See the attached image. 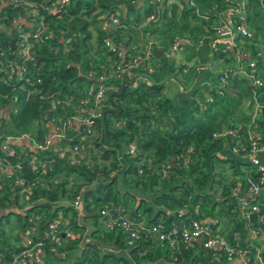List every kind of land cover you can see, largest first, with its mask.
Returning <instances> with one entry per match:
<instances>
[{"label":"trees","instance_id":"1","mask_svg":"<svg viewBox=\"0 0 264 264\" xmlns=\"http://www.w3.org/2000/svg\"><path fill=\"white\" fill-rule=\"evenodd\" d=\"M42 1L0 4V47L4 50L0 57V108H6L0 115V141L5 134L22 132L40 140L50 123L55 125L82 112L78 99L93 82L86 73L107 75L113 71V63L141 57L147 38L156 40L162 46L160 50L173 36L196 42L213 33L211 22L218 18V12L237 4L241 13L232 12L231 20L243 21L254 34L233 38L242 52L249 50L248 57L239 59L241 64L220 68L230 69L222 85L217 82L219 71H206L202 75L206 89L198 83L188 94L169 96L161 82L142 79L147 75L141 62L137 74L131 73L137 71L132 69L130 74L124 71L118 77L105 78V83L114 88L105 91L100 117L88 127L72 124L64 138L55 142L56 146L77 143L82 147L72 154L54 156L45 171L30 170L28 160L32 155L43 158L51 150H23L17 158L5 156L0 149L5 161H20L17 173L34 184L29 198L19 201L18 193L10 188L12 179L0 174V264L11 263L24 247L25 238H43L50 221L69 228L72 237L60 233L62 244L55 252L50 250L52 243L43 238L40 264H52L54 260L62 264L70 257L71 264H231L224 251L205 248L198 239H177L170 244L141 232L128 241L119 225H103L99 209L105 207L115 216L142 219L145 225L159 222L165 227L189 218L217 216L231 244L243 247L255 241L249 236L248 224L264 229V195L257 203L258 217L244 220L229 191L246 172H252V166L230 150V135L213 133L233 127L241 142L246 144L251 135L264 145V112L260 110L251 119L249 111L241 107L242 101H250L252 95L264 107V84L252 85L246 76L231 74L237 65L245 69L252 66L253 74L264 78V58L255 60L253 55L259 54V47L248 42L260 32L264 0H193V6L185 0H68L58 14L41 8L38 3ZM151 12L155 20L141 24ZM109 14L116 15L118 23L106 31L99 30L98 22ZM18 16L31 21L30 26L21 23L29 32L36 23L42 26L39 39L28 37L35 53V60L27 64L30 83L16 80L6 69V61L16 54L11 38L16 39L12 22ZM104 37L122 42L123 56L105 45ZM223 55L220 48L212 50L213 59ZM155 58H159L157 49L145 62ZM250 59L255 60L253 65H249ZM227 61L235 59L225 56ZM133 74V83H125ZM27 90L30 94L24 99ZM130 143L135 146L133 153L126 150ZM259 158L264 162V151ZM80 186L85 188L81 195L83 214L78 216L67 201ZM10 213L14 218L9 223ZM81 218L89 222L90 239L77 248L85 230ZM233 232L237 233L234 240ZM259 238L264 240V235ZM99 241H111L127 255L102 251ZM61 250L64 256L59 255ZM252 251L250 245L248 253Z\"/></svg>","mask_w":264,"mask_h":264},{"label":"built area","instance_id":"2","mask_svg":"<svg viewBox=\"0 0 264 264\" xmlns=\"http://www.w3.org/2000/svg\"><path fill=\"white\" fill-rule=\"evenodd\" d=\"M6 1H12L14 4H21L22 0H0V4ZM68 0H43L39 2L38 5L47 11L49 14H58L62 11L63 5ZM188 5L193 6V0H185ZM264 5V2H262ZM23 10L25 6L21 7ZM233 13H241L240 5H234L231 7ZM34 9V8H32ZM196 11V8H195ZM32 13V11H31ZM204 17H207L204 15ZM156 15L151 12L145 16L141 24L154 21ZM21 23L30 26L32 23L25 17H16L13 19L12 25L15 28L16 39H14V46H16L15 57L6 61V69L10 75H13L16 80L22 81V83H30L31 77L29 76V70L27 64L35 60V53L32 49V40L40 38V32L42 31V26L36 23V27L30 30H25ZM118 23V18L116 15L109 14L108 16L102 18L98 22V29L101 31H106L110 27H114ZM211 28L215 36L227 40H232L235 36L243 37L250 34L248 27L243 21H235L226 18L219 17L211 22ZM199 37L196 42L185 36H173L168 45L161 50L166 58L171 59L177 54L181 45H197L201 42ZM103 42L105 45L111 49H116V53L119 56H123L124 49L122 48V42L113 41L108 37H104ZM161 45L157 43L156 40L147 38L144 44L143 54L141 57H135L131 62L128 63H113L109 74L101 73L94 76V73L88 71L86 74L89 78H93V82L88 84L85 93L82 97L78 99V107L83 108L82 112H78L71 115L66 120L51 124L52 132L47 131L40 140H35L28 133H20L17 135L5 134L0 141V149L5 154V156H19L20 151L26 150L21 145H17L15 141L23 137L28 138V143L30 149L28 151H52L47 153L43 158H36L32 155L28 160V166L30 170H42L45 171L54 160V156L62 157L67 152L72 154L78 148H81V144L74 143L72 145L56 146V141L58 139L64 138V132L72 124L74 125H85L90 126L93 119L100 117L102 101L105 99L106 89H113L112 84H106L105 78L118 77L122 72L126 71L130 74L131 70L134 68L135 63L141 62L143 70H150L148 62H145L154 51V49H161ZM4 56V50L0 47V57ZM134 60V61H133ZM254 59L249 60V65H253ZM185 72L186 68H181ZM230 69L219 70L217 77V82L222 85L226 81V76L228 75ZM254 70L252 66L245 69L241 65H237L231 74H242L249 78L252 85L260 86L264 84V78L256 77L253 74ZM132 73V72H131ZM36 81L38 78L35 79ZM30 94L27 90L24 95L26 99ZM54 102H57L55 99ZM67 103V102H66ZM262 105L255 101L254 95L251 97L250 109L248 110L253 119L260 111ZM14 109V108H13ZM2 109L0 108V115L2 114ZM120 121L116 122L118 125ZM236 129L229 127L220 133H213L214 136L217 135H230L233 138V143L230 145V150L233 153H239L240 156L247 159L248 163L252 166V172H246L241 181L237 180L230 188V197L233 198L240 209V216L251 221L254 217H258V205L260 196L264 195V162L259 158V153L264 151V145L258 144L257 141L248 135L247 143L240 141L239 135L235 132ZM1 134V133H0ZM15 143H14V142ZM13 144H16L18 148H15ZM54 144V145H53ZM128 152L133 153L135 151V146L130 143L126 149ZM18 160V159H17ZM20 161H5L4 158L0 157V174L4 177L10 178L13 181L12 193L17 192L19 195V201L22 199H28L31 195L32 189L34 187L33 182H28L24 177L17 173ZM84 186H80L76 192L73 194L72 198L67 201V203L72 206L78 216L83 214L81 195L84 190ZM18 211H22V208L17 207ZM251 213H255L253 218L250 217ZM100 218L102 219L103 225L106 227H112L113 225H119L125 232L128 241L136 238L139 234L149 233L154 239L159 241H166L170 244L174 243L177 239L181 241H190L193 239H198L202 246L209 249H221L226 254L231 264H264V240H261V236L264 235V229L259 227L253 228L248 224L249 236L253 239L252 242H248L243 247L238 245H233L228 241V238L222 233V224L217 216H210L204 219L189 218L186 221H182L178 224L170 225L165 227L162 223L156 222L150 225H145L143 220H135L128 216L113 215L108 208L99 209ZM60 233L64 237H72V231L69 228H62L55 221H50L46 225V229L42 233L43 238L48 239L52 244L50 250L55 252L56 247L61 246L62 239L60 238ZM258 235V237H257ZM233 240L236 239L237 233L233 232ZM43 238L33 240L31 237H27L24 240V247L13 257L10 264H40L42 261V256L44 255L43 249ZM259 238V239H258ZM253 251L249 254L250 245ZM60 256H64V250L59 253Z\"/></svg>","mask_w":264,"mask_h":264},{"label":"crops","instance_id":"3","mask_svg":"<svg viewBox=\"0 0 264 264\" xmlns=\"http://www.w3.org/2000/svg\"><path fill=\"white\" fill-rule=\"evenodd\" d=\"M229 1L239 2V0ZM217 14L219 15V17L231 20L232 10L230 7H228L225 10L218 12ZM140 37L142 38L141 35ZM140 41L137 42L138 46H140L141 44ZM217 48H220L225 55H223L222 58L213 59L211 56L212 50ZM157 53L159 55V58H155L153 59V61L151 60V63L148 64L150 70H143L146 71V73H143L146 74L148 78L147 76L143 75L142 79H144L145 81H150L151 79L161 82L163 84L164 92L169 96H173L175 94L180 93L188 94L192 90V88L195 87V85H197L198 83L202 84L203 82H205L202 78L204 72L211 71L213 73H216L220 70V68L231 67L233 66V64L240 63L238 61L239 59L248 57V54L246 52H242V49H240L239 46H236V42L233 39L227 40L219 38L215 36L214 33H209L202 36L201 42L195 46L189 44L181 45L177 54L174 55V57H172L171 59L163 56V53L160 49H157ZM225 56H231L233 59H235V62H224ZM138 65L139 62L135 63L133 69H139ZM152 65L154 66V69H152ZM178 67H180V69ZM183 67L186 68L185 72L181 70V68ZM138 72H141V70H137L132 73L137 74ZM131 76L135 75L133 74ZM245 104L247 107H250L251 100L245 101ZM5 109L6 108H3L2 112ZM48 131L50 133L52 132V127L50 125L48 127ZM15 142L17 145H21L27 150L30 149L27 137H23ZM83 220L84 218H81V222L85 225V230L83 231L82 237L77 244V248L81 247L82 243L85 240L90 239L88 235L89 222H87V220L83 222ZM99 244L102 251H112L116 254L127 255L125 250L115 248L111 241H107L105 243H103V241H99ZM75 251L76 252L74 253L78 252L77 250ZM71 259L72 257L63 260L62 264H71ZM146 264L153 263L150 262Z\"/></svg>","mask_w":264,"mask_h":264},{"label":"rangeland","instance_id":"4","mask_svg":"<svg viewBox=\"0 0 264 264\" xmlns=\"http://www.w3.org/2000/svg\"><path fill=\"white\" fill-rule=\"evenodd\" d=\"M263 15H264V13H263ZM263 22H261V25H260V32L257 33V35H256L255 38L253 37L254 38L253 40H249L248 41V42L252 41L255 46H258L259 47V54L253 55L254 56L253 58L255 60H256V58H257V60H261L264 57V23ZM248 52H249V50H247V53ZM152 61H153V59H152ZM150 63H151V61L148 62V64H150ZM242 86H243V84H241L240 88H242ZM243 102L244 101H242V103H241V107L243 109L245 108L248 111L250 108L246 106L245 102L244 103ZM13 218H14V214L13 213H10L9 214V220H10L9 223L11 221H13ZM52 264H58V262L56 261V263H55V260H54L52 262Z\"/></svg>","mask_w":264,"mask_h":264},{"label":"water","instance_id":"5","mask_svg":"<svg viewBox=\"0 0 264 264\" xmlns=\"http://www.w3.org/2000/svg\"><path fill=\"white\" fill-rule=\"evenodd\" d=\"M253 34H254L253 32L250 33L251 36H252ZM11 42H12V43L14 42V39H13V38H11ZM37 58H38V56H36V59H37ZM133 79H134V76H131V77H130V80L125 81V83L130 84V83L133 82ZM202 86L206 89V88H207V83H206V82H203V83H202ZM260 110H261V112H264V107H261ZM1 132H2V128H1V126H0V133H1ZM254 216H255V213H251L250 217L253 218ZM210 250H212V249H210Z\"/></svg>","mask_w":264,"mask_h":264}]
</instances>
